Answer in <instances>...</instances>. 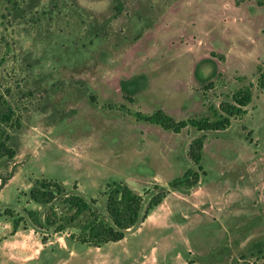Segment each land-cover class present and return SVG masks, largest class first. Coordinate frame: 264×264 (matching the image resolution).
<instances>
[{
    "label": "rangeland",
    "instance_id": "rangeland-1",
    "mask_svg": "<svg viewBox=\"0 0 264 264\" xmlns=\"http://www.w3.org/2000/svg\"><path fill=\"white\" fill-rule=\"evenodd\" d=\"M259 1L0 0V112L13 111L15 152L0 158V264H137L147 248L131 237L130 254L122 242L80 243L70 234L87 214L62 232L34 229L29 211L47 209L29 189L42 178L93 199L104 217L112 183L128 185L144 205L159 185L168 191L162 221L190 222L170 249L175 264H264ZM244 86L252 92L246 113L223 130L174 133L135 117L157 109L177 121L210 116ZM200 136L199 182L170 188L197 169L188 146ZM53 206L71 213L59 199ZM7 210L20 220L16 232Z\"/></svg>",
    "mask_w": 264,
    "mask_h": 264
},
{
    "label": "trees",
    "instance_id": "trees-1",
    "mask_svg": "<svg viewBox=\"0 0 264 264\" xmlns=\"http://www.w3.org/2000/svg\"><path fill=\"white\" fill-rule=\"evenodd\" d=\"M259 2L263 4L264 0ZM259 86L264 87V71L260 75ZM251 100V89L249 86H244L232 93L230 101L221 102L218 109L211 107L210 116L177 121L163 110L157 109L150 114L136 112L135 117L174 133H180L187 126H191L197 131L223 130L230 125L232 119L246 113L245 107ZM12 118L13 111L10 107H7L4 112H0V158H13L15 154L8 145L10 134L7 129L13 126ZM17 123L18 121H16ZM203 144L202 136L194 138L189 143L188 156L197 169L187 168L180 177L169 182L170 188H191L199 182V171H202L200 162ZM156 186L157 192L152 194L144 205L142 195L134 192L128 185L122 182L112 183L105 193L106 216L104 217L92 206L95 203L93 199L88 201L77 193L67 192L65 187L56 180L36 179L29 189V199L47 211L43 215L36 211H29L28 217L34 229L51 227L56 232H62L67 225L75 222L82 214H87L80 231L77 234L71 233L70 237L76 238L82 244L100 247L104 243L123 239L128 229L141 223L162 202L168 191L160 189L159 185ZM58 199L61 205L71 212L70 214H57L53 203ZM6 214L11 218L13 232H16L20 226L19 218H16L9 210L6 211Z\"/></svg>",
    "mask_w": 264,
    "mask_h": 264
},
{
    "label": "crops",
    "instance_id": "crops-1",
    "mask_svg": "<svg viewBox=\"0 0 264 264\" xmlns=\"http://www.w3.org/2000/svg\"><path fill=\"white\" fill-rule=\"evenodd\" d=\"M165 198L148 214L142 225L135 230L130 228L132 231L125 232L124 238L117 241V243L122 242L124 245H127L124 252L130 254L132 249L128 246L129 238H137V241L141 239L144 243L143 246L147 248H142L137 264H163L162 262L159 263V258L163 257L166 259L168 255V264H175V261H177L178 256L172 255L170 249L173 247L172 245L177 246V244L181 242L179 232L181 228H185L190 222L188 224V221L180 220L174 224L168 220L167 222L162 221L163 217L160 209L161 206H163V202L166 200ZM196 207L197 206H195V208ZM183 216L185 215L183 214ZM151 217L152 219H150Z\"/></svg>",
    "mask_w": 264,
    "mask_h": 264
}]
</instances>
